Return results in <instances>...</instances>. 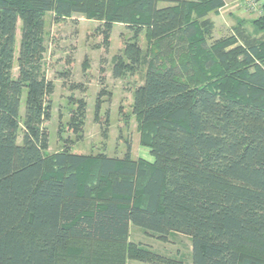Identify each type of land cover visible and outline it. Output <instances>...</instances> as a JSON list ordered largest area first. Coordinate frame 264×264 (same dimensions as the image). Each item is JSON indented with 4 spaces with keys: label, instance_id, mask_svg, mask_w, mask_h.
<instances>
[{
    "label": "trees",
    "instance_id": "obj_1",
    "mask_svg": "<svg viewBox=\"0 0 264 264\" xmlns=\"http://www.w3.org/2000/svg\"><path fill=\"white\" fill-rule=\"evenodd\" d=\"M162 1L0 0V264H183L129 241L131 225L162 242L189 237L192 264H264V38L213 40L208 17L224 0ZM48 14L55 24L99 21L106 50L116 23L130 31L113 77L145 68L132 114L152 162L133 159L130 143L122 158L70 146L47 155ZM66 64L69 79L74 60ZM73 101L68 130L83 134L87 103Z\"/></svg>",
    "mask_w": 264,
    "mask_h": 264
},
{
    "label": "rangeland",
    "instance_id": "obj_2",
    "mask_svg": "<svg viewBox=\"0 0 264 264\" xmlns=\"http://www.w3.org/2000/svg\"><path fill=\"white\" fill-rule=\"evenodd\" d=\"M264 0H224V5L217 13L208 17L212 25L211 37L213 40L238 35L244 39L264 38V32L256 30L253 21L262 14ZM170 1H162L159 8L171 5ZM101 23L89 20L82 15H75L71 21L55 24L53 15L46 17L44 41L43 70L46 78L55 85L52 95V117L45 123L49 134V157L55 155L65 146H70L76 153L106 154L109 157H124L128 143L131 144L133 159L153 161L150 150L141 146L138 123L132 114L134 94L142 86L145 78V68L138 75L128 76L124 79L113 77L114 58L123 53V34L125 39L131 33L123 23H116L111 34V44L108 50L102 45L103 38L95 32ZM22 23L17 26L16 51L14 58L13 78L18 77V58L21 40ZM239 36V42L244 43ZM146 49V41L143 40ZM74 60L72 75L69 79L61 78L67 72L66 60ZM103 69V72H102ZM102 80V81H101ZM71 84L82 85L83 88H72ZM84 99L87 103V113L83 134H74L68 130L72 110L75 103L73 99ZM26 93L23 95L21 115L24 116ZM100 104V119L96 121L97 106ZM124 114L120 113V109ZM108 113L110 126L108 137H104L106 125L105 114ZM125 115L129 116V121ZM23 124L21 123V129ZM22 131V130H21ZM22 140V133L19 143ZM131 241L139 243L143 248L176 260L183 264H192V244L187 237L174 236L171 243L164 244L158 239L149 237L138 227L131 226ZM135 230V231H133ZM129 264H144L129 261Z\"/></svg>",
    "mask_w": 264,
    "mask_h": 264
},
{
    "label": "crops",
    "instance_id": "obj_3",
    "mask_svg": "<svg viewBox=\"0 0 264 264\" xmlns=\"http://www.w3.org/2000/svg\"><path fill=\"white\" fill-rule=\"evenodd\" d=\"M147 161H149V162H152V161H150V160H147ZM132 226V225H131ZM131 226H130V236H129V241H131L130 239H131ZM133 231H135V230H133ZM149 236V235H148ZM175 235H171V237L169 238V241L168 242H162V243H164V244H169V243H171V241H170V239L172 238V237H174ZM176 236H180V237H187V236H184V235H179V234H176ZM149 237H152V236H149ZM152 238H155V237H152ZM187 238H189V237H187ZM155 239H157V238H155ZM132 242V241H131ZM134 243H136V242H134ZM137 244H139V243H137ZM134 262V261H133ZM135 262H137V261H135ZM138 263H141V262H138ZM126 264H129V261H127V263ZM144 264H146V263H144Z\"/></svg>",
    "mask_w": 264,
    "mask_h": 264
}]
</instances>
